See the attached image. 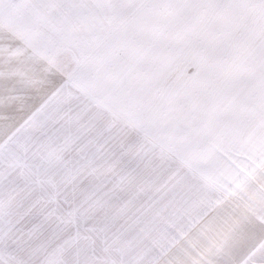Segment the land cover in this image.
Returning <instances> with one entry per match:
<instances>
[{"label":"snow or ice","instance_id":"6c2138e0","mask_svg":"<svg viewBox=\"0 0 264 264\" xmlns=\"http://www.w3.org/2000/svg\"><path fill=\"white\" fill-rule=\"evenodd\" d=\"M0 264H264V0H0Z\"/></svg>","mask_w":264,"mask_h":264}]
</instances>
